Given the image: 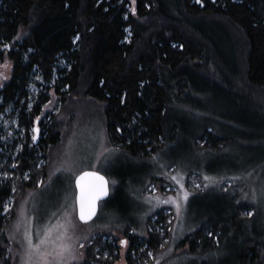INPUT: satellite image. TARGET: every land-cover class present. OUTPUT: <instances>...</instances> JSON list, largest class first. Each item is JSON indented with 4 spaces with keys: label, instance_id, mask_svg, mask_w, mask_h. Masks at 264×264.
<instances>
[{
    "label": "trees",
    "instance_id": "trees-1",
    "mask_svg": "<svg viewBox=\"0 0 264 264\" xmlns=\"http://www.w3.org/2000/svg\"><path fill=\"white\" fill-rule=\"evenodd\" d=\"M5 58L12 70L0 90V116L17 119L23 140L6 147L0 123V170L9 174L0 179V264H13L6 230L14 213L2 215L4 205L43 184L48 165L39 161L48 164L47 152L61 138L54 114L49 126L40 122L37 143L29 137L50 91L60 107L74 98L100 105L109 146L135 158L175 145L181 127L174 112L196 96L224 100L235 117L251 115L254 131L263 124L264 0H0ZM201 130L186 142L192 152L233 142L209 126ZM130 226L119 229L129 242L126 264H143L147 252L161 253L171 237L162 210L141 232L133 234ZM108 232L90 240L82 264L118 262L117 242L102 241ZM226 235L232 239L229 264H264V214L258 218L247 202L201 221L173 252L215 253Z\"/></svg>",
    "mask_w": 264,
    "mask_h": 264
},
{
    "label": "rangeland",
    "instance_id": "rangeland-1",
    "mask_svg": "<svg viewBox=\"0 0 264 264\" xmlns=\"http://www.w3.org/2000/svg\"><path fill=\"white\" fill-rule=\"evenodd\" d=\"M11 70L12 63L7 58L0 60V90L10 80ZM31 91L36 92L34 89ZM50 96L29 132L31 145H34L42 131L40 122L49 126L51 114L55 115L54 120L61 127L58 145L47 152L48 164L45 160L39 161L41 166L44 163L48 165L47 177L36 190L28 191L22 198L9 199L6 202L9 205L7 211L3 208L2 215L10 210L14 213L6 230L13 264L25 262L26 232L34 243H39L44 230L52 229L50 239L59 242L62 224L68 226L64 242L72 246L77 256L69 264H82L83 253L91 244L90 240L96 234L108 231L102 241L117 242L119 260L116 264H126L129 242L126 246L120 244L121 239L127 238L119 229L130 224L132 233H139L146 220L158 210L168 216L171 237L161 253L154 255L147 252L148 258L143 264H229L231 235L224 236L215 253L202 256L190 253L188 249L175 255L173 248L201 221L215 214L226 216L232 206L240 202L254 207L258 218L263 216L264 137L262 142L260 139L264 136V114L260 117L263 124L258 134V130L251 129L255 124L251 115L235 117V112L224 104V100L196 96L183 112H174L181 127L180 138L175 145L150 158H135L109 146L100 105L74 98L60 107L58 96L52 91ZM9 114L6 112L0 116L2 142L6 147L11 146L14 140L18 143L23 140L17 119L10 118ZM204 126L214 129L218 135H230L233 142L219 151H190L186 148L189 136L199 134ZM34 128H39L36 140L32 139L36 135ZM19 145H16L15 152L19 150ZM2 152L5 150L1 149L0 154ZM89 170L105 176L110 194L99 204L95 219L82 223L77 218L75 206V179ZM172 176L177 177L191 193L179 215L174 204L160 202L169 196H176L179 191V184L170 178ZM206 176L209 180H205ZM8 178L9 174L0 170V179L4 181ZM240 186L242 191H239ZM114 225L118 226L110 231ZM46 247L52 250L51 244Z\"/></svg>",
    "mask_w": 264,
    "mask_h": 264
},
{
    "label": "snow or ice",
    "instance_id": "snow-or-ice-1",
    "mask_svg": "<svg viewBox=\"0 0 264 264\" xmlns=\"http://www.w3.org/2000/svg\"><path fill=\"white\" fill-rule=\"evenodd\" d=\"M4 47L7 48L8 45H4ZM33 131L36 135H33L32 139L36 140L39 134V128H34ZM170 178L179 184V191L176 196H169L167 199L160 202L164 204H174L177 214L179 215L191 193L177 177L172 176ZM205 180H209V177L206 176ZM75 183L79 190L78 196L76 197L79 206V219L85 222L90 221L97 214V202L109 196L108 181L105 176L96 171H85L76 177ZM13 191H15V188H13ZM156 199L159 200L160 198L156 197ZM8 208L9 205L5 204V211H7ZM249 215H251V213H249ZM60 227L63 228V232L58 237L59 242L50 239L52 229L44 230V234L40 238L39 243H34L30 235L27 232L25 233L27 248L24 264H69V261L77 259L72 246L64 242L68 226L62 224ZM49 244L52 245L51 251L46 247ZM120 244L126 246L128 241L126 239H121ZM80 247H83V245H80ZM149 255H151V253H149Z\"/></svg>",
    "mask_w": 264,
    "mask_h": 264
},
{
    "label": "water",
    "instance_id": "water-1",
    "mask_svg": "<svg viewBox=\"0 0 264 264\" xmlns=\"http://www.w3.org/2000/svg\"><path fill=\"white\" fill-rule=\"evenodd\" d=\"M89 171H91V170H89ZM83 173V172H82ZM82 173H80L79 175H81ZM78 175V176H79ZM77 176V177H78ZM75 181H76V179H75ZM108 181V180H107ZM108 187H109V183H108ZM78 192H79V190H78V188H77V186H76V183H75V193H76V197L78 196ZM109 194H110V192H109ZM109 197V196H108ZM108 197H104V198H102V200L101 201H98L97 202V214H98V211H99V207H100V203L101 202H103L104 200H106ZM75 206H76V208H77V218L79 219V206H78V202L75 200ZM97 214H96V216H97ZM96 216H94L93 218H92V220H94L95 219V217ZM80 220V219H79ZM92 220H90V221H81L82 223H89V222H91Z\"/></svg>",
    "mask_w": 264,
    "mask_h": 264
}]
</instances>
